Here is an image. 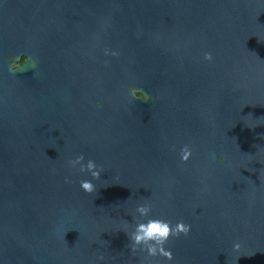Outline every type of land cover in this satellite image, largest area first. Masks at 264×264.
<instances>
[{"label":"water","instance_id":"water-1","mask_svg":"<svg viewBox=\"0 0 264 264\" xmlns=\"http://www.w3.org/2000/svg\"><path fill=\"white\" fill-rule=\"evenodd\" d=\"M0 264H264V0H0Z\"/></svg>","mask_w":264,"mask_h":264}]
</instances>
